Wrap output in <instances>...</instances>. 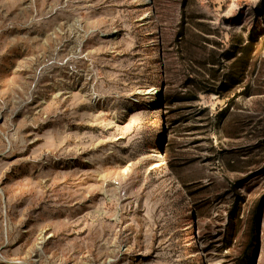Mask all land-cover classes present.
<instances>
[{
  "label": "rangeland",
  "instance_id": "rangeland-1",
  "mask_svg": "<svg viewBox=\"0 0 264 264\" xmlns=\"http://www.w3.org/2000/svg\"><path fill=\"white\" fill-rule=\"evenodd\" d=\"M0 264H264V0H0Z\"/></svg>",
  "mask_w": 264,
  "mask_h": 264
}]
</instances>
